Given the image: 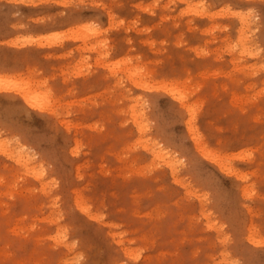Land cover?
<instances>
[{
    "label": "rangeland",
    "instance_id": "1",
    "mask_svg": "<svg viewBox=\"0 0 264 264\" xmlns=\"http://www.w3.org/2000/svg\"><path fill=\"white\" fill-rule=\"evenodd\" d=\"M0 264H264V0H0Z\"/></svg>",
    "mask_w": 264,
    "mask_h": 264
},
{
    "label": "bare ground",
    "instance_id": "2",
    "mask_svg": "<svg viewBox=\"0 0 264 264\" xmlns=\"http://www.w3.org/2000/svg\"><path fill=\"white\" fill-rule=\"evenodd\" d=\"M250 20H251V19H250ZM18 89H19V88H18ZM21 89H22V88H20L19 90H21ZM23 89H24V88H23ZM24 90H25V89H24ZM24 90H23V91H24ZM21 91H22V90H21ZM23 91H22V92H23ZM29 93H30V92H29ZM24 94H26V92H24ZM26 96L28 97L29 95H26ZM41 98H42V97H41ZM30 100H31V102H32V99H31V98H27V101H28V102H30ZM33 104H34V103H33ZM35 104H36V103H35ZM191 129H192V127H191Z\"/></svg>",
    "mask_w": 264,
    "mask_h": 264
}]
</instances>
